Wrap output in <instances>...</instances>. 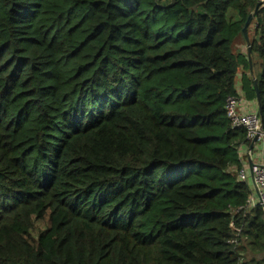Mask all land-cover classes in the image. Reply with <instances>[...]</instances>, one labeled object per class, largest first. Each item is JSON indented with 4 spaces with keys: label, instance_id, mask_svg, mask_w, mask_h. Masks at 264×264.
I'll list each match as a JSON object with an SVG mask.
<instances>
[{
    "label": "trees",
    "instance_id": "16d2710c",
    "mask_svg": "<svg viewBox=\"0 0 264 264\" xmlns=\"http://www.w3.org/2000/svg\"><path fill=\"white\" fill-rule=\"evenodd\" d=\"M258 2L0 0V264H264L226 115L255 79L264 132Z\"/></svg>",
    "mask_w": 264,
    "mask_h": 264
},
{
    "label": "built area",
    "instance_id": "2783aa9c",
    "mask_svg": "<svg viewBox=\"0 0 264 264\" xmlns=\"http://www.w3.org/2000/svg\"><path fill=\"white\" fill-rule=\"evenodd\" d=\"M261 7L264 8V0H260ZM241 95V94H239ZM256 105V103H255ZM226 115L233 127L244 128L247 132V139L251 141L256 135V144L264 141V132L262 131L261 120L258 115V109H252V103L243 97L237 96L227 99ZM241 182L249 181L252 185L253 194L247 204L251 207L259 206L264 209V165L255 164L248 169L243 166L238 174Z\"/></svg>",
    "mask_w": 264,
    "mask_h": 264
},
{
    "label": "water",
    "instance_id": "95a60500",
    "mask_svg": "<svg viewBox=\"0 0 264 264\" xmlns=\"http://www.w3.org/2000/svg\"><path fill=\"white\" fill-rule=\"evenodd\" d=\"M261 6L260 2L257 3L256 5V9L259 8ZM255 11H253V13H251L246 22H245V25L242 29V34H243V37H244V41H245V45H246V51H247V59H248V62H249V66H250V71H252V59H251V56H252V50H251V46H250V41H249V37H248V28L252 22V19L255 15ZM260 40V37L257 36L256 37V41H259ZM253 88H254V91L256 93V105H257V109H258V115L260 117V114H261V110H260V97H259V94H258V87H257V83H256V80L253 79ZM257 135L250 141V145L247 149V157H248V162H249V168L251 169L252 166H254L255 164L252 162L251 160V153H252V150L256 144V141H257ZM263 212H264V209H263Z\"/></svg>",
    "mask_w": 264,
    "mask_h": 264
},
{
    "label": "crops",
    "instance_id": "0c3cea01",
    "mask_svg": "<svg viewBox=\"0 0 264 264\" xmlns=\"http://www.w3.org/2000/svg\"><path fill=\"white\" fill-rule=\"evenodd\" d=\"M253 27L252 30L249 29V37H253ZM245 47V46H244ZM252 109H257V105L255 103H252ZM243 157V164L248 169L249 172V160L247 157V149L242 153L241 155ZM251 160L254 164H261L264 165V141H261L257 144H255L252 153H251Z\"/></svg>",
    "mask_w": 264,
    "mask_h": 264
},
{
    "label": "rangeland",
    "instance_id": "374dc122",
    "mask_svg": "<svg viewBox=\"0 0 264 264\" xmlns=\"http://www.w3.org/2000/svg\"><path fill=\"white\" fill-rule=\"evenodd\" d=\"M252 27L250 28L251 30H252ZM240 49L242 51H246V45H245V47L243 45H241V48ZM233 50H235V48ZM253 61H254V69H255V72L257 73V72L260 71V59H259V57L256 54H254V56H253ZM42 228H43L42 223H39V222L36 223V229L32 232L33 237H36L37 236V233Z\"/></svg>",
    "mask_w": 264,
    "mask_h": 264
}]
</instances>
